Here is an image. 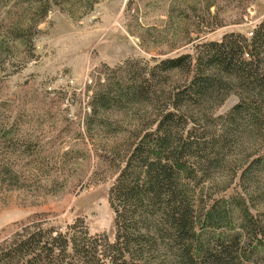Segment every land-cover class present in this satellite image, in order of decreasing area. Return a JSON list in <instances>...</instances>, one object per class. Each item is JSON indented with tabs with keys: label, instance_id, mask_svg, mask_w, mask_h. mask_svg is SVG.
<instances>
[{
	"label": "trees",
	"instance_id": "16d2710c",
	"mask_svg": "<svg viewBox=\"0 0 264 264\" xmlns=\"http://www.w3.org/2000/svg\"><path fill=\"white\" fill-rule=\"evenodd\" d=\"M217 3L206 0V13ZM47 4L0 0V9H27L7 28L1 21L0 54L33 48ZM200 18L197 35L208 25ZM192 42V54L125 61L91 95L86 135L123 136L96 154L91 177L114 170L113 239L91 234L79 218L38 215L0 240V264H264V17L249 35ZM231 96L235 104L218 114ZM122 102L143 110L120 123L111 115ZM9 178L16 184L15 173Z\"/></svg>",
	"mask_w": 264,
	"mask_h": 264
},
{
	"label": "rangeland",
	"instance_id": "374dc122",
	"mask_svg": "<svg viewBox=\"0 0 264 264\" xmlns=\"http://www.w3.org/2000/svg\"><path fill=\"white\" fill-rule=\"evenodd\" d=\"M217 5L207 14L206 0H48L41 32L29 35L33 48L25 52L16 46L0 54V240L38 215L67 224L79 218L91 234L113 239L108 189L114 170L103 180L91 177L98 168L96 154L123 136L104 129L92 140L86 135L81 122L91 113V95L125 61L144 64L192 54L189 38L249 35L264 17V0H218ZM8 9H0L3 29L27 10ZM197 17L208 23L199 35ZM27 52L33 58L26 60ZM235 102L229 97L216 112ZM142 110L122 102L111 117L126 124ZM11 127L12 135L3 134ZM63 153L71 159L55 163Z\"/></svg>",
	"mask_w": 264,
	"mask_h": 264
}]
</instances>
